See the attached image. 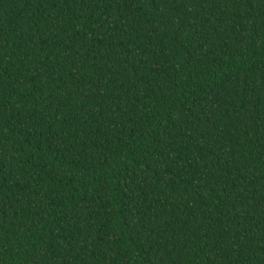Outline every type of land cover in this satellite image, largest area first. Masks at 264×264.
I'll list each match as a JSON object with an SVG mask.
<instances>
[{"label":"trees","instance_id":"1","mask_svg":"<svg viewBox=\"0 0 264 264\" xmlns=\"http://www.w3.org/2000/svg\"><path fill=\"white\" fill-rule=\"evenodd\" d=\"M0 264H264V0H0Z\"/></svg>","mask_w":264,"mask_h":264}]
</instances>
